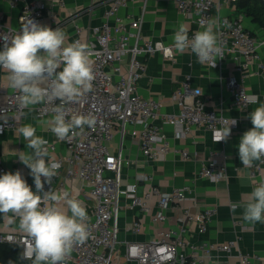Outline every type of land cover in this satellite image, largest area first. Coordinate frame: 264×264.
<instances>
[{
    "label": "built area",
    "instance_id": "2783aa9c",
    "mask_svg": "<svg viewBox=\"0 0 264 264\" xmlns=\"http://www.w3.org/2000/svg\"><path fill=\"white\" fill-rule=\"evenodd\" d=\"M92 1V5L105 6L104 19L100 24L93 26L91 35L85 38L81 37L82 28L75 24V30L79 35L74 41L78 40L89 46L95 75L93 91L79 102L66 105V108L69 113L92 114L97 122L92 127L86 126L78 135L62 141L54 134L53 139L44 138L48 141L49 157L60 163L59 169L67 164L69 166L67 173L78 176L85 187L82 197L93 201L91 211L88 213L91 236L83 245L74 247L66 264H114L118 256V219L122 197L128 198L129 207L137 206L143 211H148L147 200L151 195H156L159 208L153 217L156 221L164 219L165 209L182 206L184 200L190 199L195 203L194 196L189 195L192 189L188 185L174 187L170 191L151 186L141 195L137 193L138 181L149 180L146 175L139 176L133 183L122 185V166L127 161L122 154L121 145L127 133L135 138L144 156L163 160L170 148L164 135L156 127L151 126L150 122L154 119L160 118L164 123L175 126L183 137L193 126H201L216 132L230 125L233 119L215 108H207L200 88L193 87L188 78L182 80L172 94V99L178 106L177 112L160 113V102L157 99L142 97L139 94L138 81L146 68L144 60L146 56L160 53L166 59H174L176 51L171 47L172 41L164 42L143 34L142 16L149 0H141V15L135 18L120 14V10L126 8L132 0ZM171 1L182 16L199 26L206 25L209 20L215 21V32L224 56L231 52L235 59L242 58L239 65L243 68L259 60L258 50L264 45V36L262 38L254 36L244 27L240 18L213 13L214 9L220 7L222 1L229 0ZM9 3L12 7L19 3V24L12 27L0 22V50H3V45L9 43L19 31L22 18L33 19L43 25L46 8L41 0H10ZM48 14L53 21L49 27L53 30L65 22L64 19L57 18L53 12ZM188 30L190 37L196 32ZM223 58H217L215 67H219ZM259 65L264 73V64L259 62ZM224 85L237 106L250 105L249 98L255 96L249 94L243 82L234 76L227 78ZM18 96L19 93L9 86V82L0 83V133L18 130L22 126L29 108L20 107ZM57 104L59 101L37 104L31 106L30 110L38 118L52 117ZM129 125L134 128L129 130ZM236 126L237 123L231 126V132ZM117 131L120 142L117 144L118 148L113 150L111 142L114 132ZM59 143L65 146L66 154H56ZM180 154L187 157L185 150H181ZM6 172L0 159V175ZM197 174L213 181L225 178V155L210 153L202 160ZM249 177L253 188L264 178V158L254 161ZM215 212L216 209L213 207H204L196 213L184 208L179 217L178 228L160 230L156 238L150 241L125 242L123 252L125 261L127 264H200L210 259L214 260L211 264H228L226 256L235 246V241L194 243L181 235L189 222H195L198 232H203ZM8 237H12V240ZM27 242L28 237L23 232L0 233V243H12L18 247V260L12 264H31L30 261L21 259ZM251 258L252 256L246 252H238L236 264H252Z\"/></svg>",
    "mask_w": 264,
    "mask_h": 264
},
{
    "label": "crops",
    "instance_id": "0c3cea01",
    "mask_svg": "<svg viewBox=\"0 0 264 264\" xmlns=\"http://www.w3.org/2000/svg\"><path fill=\"white\" fill-rule=\"evenodd\" d=\"M9 1L0 0V22L16 27L19 24V3L12 7ZM41 1L46 8L43 25L49 27L53 23L48 12H53L57 18L65 20L59 28L66 33V44L73 42L79 35L75 30V24L82 28L81 37L85 38L91 35L92 27L100 24L104 19L105 6L102 4L92 5V0ZM60 2L62 3L60 4ZM141 8V0H132L126 8L120 10V14L135 18L141 15ZM257 11L264 19V12L261 9H257ZM216 12L222 16L240 18L244 27L254 36L257 38L264 36V25L261 21L255 19L251 12L237 7L234 0L222 1L220 7L213 10V13ZM179 24H183L187 29L203 30L194 21L182 16L173 1H148L142 16L144 35L161 39L164 42H171L173 32ZM258 53L259 60L251 62L245 68L239 65L242 58L235 59L231 52H227L219 67L214 68L198 63L196 56L190 50H186L183 54L176 53L174 59H166L160 53L144 58L146 68L138 81L137 89L142 97H153L160 102V113L177 112L178 106L172 99V94L180 86L181 81L188 78L193 87L200 88L202 99L207 108H215L225 116L235 119L237 126L226 142L215 143V132L212 130L193 126L189 133L183 137L175 126L156 118L150 122L151 126L156 127L164 135L170 148L163 160L144 156L135 142V138L129 133L124 136L121 151L127 162L122 166L121 183L123 186L135 182L139 176L146 175L149 180L138 181L137 193L139 195L151 186H157L163 191H170L174 187L188 185L192 189L189 195L194 196L195 203L190 199L184 200L182 206L165 209L164 219L156 221L153 220L159 210L156 195H151L148 198V211H143L137 206L129 207L128 198L122 197L118 219V256L114 264H127L123 255L125 242L153 240L160 230L178 228L179 217L184 208H188L191 213H196L204 207L216 209L215 214L208 221L206 229L203 232H198L197 224L189 222L186 230L181 234L183 238L194 243L201 241L222 243L233 240L235 246L226 256L228 264H236L238 252L250 254L252 264H264V223L245 221L242 207H237L235 211L232 210L233 204L245 203L253 190L249 177L251 167L243 166L239 158L238 145L243 133L253 127L249 113L259 105L250 104L246 107L235 105L233 96L224 85L227 78L234 76L243 82L249 94L257 96L259 103H262L264 73L259 62L264 64V45L259 48ZM7 82L8 73L0 68V83L6 84ZM51 118L50 116L38 118L29 109L25 113L22 125L31 124L36 128V135L53 139L50 125L46 123ZM135 127L139 128V126ZM132 128L134 126L129 125L128 129ZM119 142L120 136L117 131L114 132L111 148L116 150ZM181 150L187 152V157L180 154ZM18 151H31L27 148L26 141L18 130H6L0 133L2 164L7 172L15 173L19 170L28 185L35 191L33 177L29 174L30 170L19 162ZM66 153L65 146L62 143L57 144L56 154ZM210 153L225 155L226 175L222 180L213 181L197 174L202 160ZM68 169L69 166L64 164L52 179L51 185L45 184L44 190L47 191L51 188L54 191H70L73 196L84 203L89 213L93 201L82 197L85 187L78 176L67 173ZM16 231H19L18 221L9 223L0 216V233ZM213 261L209 259L200 264H211Z\"/></svg>",
    "mask_w": 264,
    "mask_h": 264
},
{
    "label": "clouds",
    "instance_id": "9594fccd",
    "mask_svg": "<svg viewBox=\"0 0 264 264\" xmlns=\"http://www.w3.org/2000/svg\"><path fill=\"white\" fill-rule=\"evenodd\" d=\"M215 27V21L209 20L201 25L203 30L190 37L189 30L179 24L171 37V47L178 54L190 50L198 63L214 68L217 58L224 57ZM66 39V33L59 27L53 30L33 19L22 18L19 31L0 50V68L7 71L9 86L19 93L20 107L30 109L59 101L46 123L61 141L97 122L92 114L69 113L66 108L91 93L95 79L89 46L78 40L66 44ZM248 102L259 106L249 113L253 127L243 133L238 145L239 158L245 167L264 158V103H259L256 96ZM236 123L232 119L230 125L217 130L215 143L226 142L231 126ZM18 132L31 151H18L17 156L30 170L35 191L19 170L0 175V216L9 223L18 221V230L28 237L22 260L31 264H66L74 247L83 245L91 236L86 206L68 190H44L46 183L51 185L61 165L49 157L48 141L36 135L34 126L22 125ZM237 207H242L245 221L264 223V178L253 188L248 200L233 204L232 210Z\"/></svg>",
    "mask_w": 264,
    "mask_h": 264
},
{
    "label": "trees",
    "instance_id": "16d2710c",
    "mask_svg": "<svg viewBox=\"0 0 264 264\" xmlns=\"http://www.w3.org/2000/svg\"><path fill=\"white\" fill-rule=\"evenodd\" d=\"M237 7L243 9L246 12H251L255 19L260 20L262 25H264V19L260 17L258 10L264 12V8L259 0H234ZM18 259L17 246L12 243H0V262L12 263L16 262Z\"/></svg>",
    "mask_w": 264,
    "mask_h": 264
},
{
    "label": "water",
    "instance_id": "95a60500",
    "mask_svg": "<svg viewBox=\"0 0 264 264\" xmlns=\"http://www.w3.org/2000/svg\"><path fill=\"white\" fill-rule=\"evenodd\" d=\"M262 6L264 7V0H259Z\"/></svg>",
    "mask_w": 264,
    "mask_h": 264
}]
</instances>
